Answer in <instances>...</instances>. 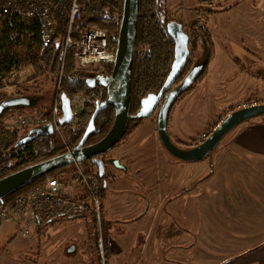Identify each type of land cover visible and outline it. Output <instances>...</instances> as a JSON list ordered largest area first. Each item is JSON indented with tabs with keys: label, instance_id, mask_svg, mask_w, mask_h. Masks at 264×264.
I'll list each match as a JSON object with an SVG mask.
<instances>
[{
	"label": "rangeland",
	"instance_id": "1",
	"mask_svg": "<svg viewBox=\"0 0 264 264\" xmlns=\"http://www.w3.org/2000/svg\"><path fill=\"white\" fill-rule=\"evenodd\" d=\"M166 1L170 7L171 19L185 24L190 23L194 19L196 16L195 9L200 2V0ZM230 6V9H219L208 20L207 27L215 44L214 57L211 60L212 63L210 62V70L208 68L207 72L210 79L204 82L202 87L197 86L199 87L197 91L186 94L176 104L169 122L172 140H175V138H181L187 142L198 138L204 140L213 131V129L208 130L214 127L218 116L229 109L230 106L234 105L238 109L245 105L249 106L247 102L249 103L250 101L248 100L251 99L264 102V80L259 77L260 81H254L249 75V72L258 73V69L264 70V0H232ZM19 74L22 84L27 87L25 92L32 93L36 84L28 83L27 80L34 76L33 69L26 68L20 71ZM212 84L215 85V89L208 93L207 88ZM254 87H257L261 93L256 92ZM54 89L55 83H52L48 77L39 79L37 91H34V94H36L31 99L36 100L35 97L44 98L42 104L36 107L40 112L51 111ZM81 102V96L74 101L75 104H81ZM32 109L29 107L26 111L30 112ZM152 117L144 118L136 130L124 136L112 150L103 155L102 160L107 167V177L105 178L107 188L102 197V207H113L117 204L119 197L124 194H127V198L129 197L128 203L130 205L136 204V199L140 198L139 195L144 198L146 195L145 191L146 193L152 192L159 184L164 183L166 171L162 162L169 159V157L178 159L163 146L158 136V131L156 132L155 130ZM258 117L261 120L264 115ZM258 117L246 120L235 126L207 157L197 162H191L189 165L193 168V173L185 175L186 171L184 170L183 172L182 162H179L173 168L174 175H178L179 178L176 181V186L188 185L187 189L197 186L200 179L194 181L191 185L189 183L195 175H198V171L201 172L202 177L207 174V176L216 179L211 165H214L215 159L220 156V149L230 137ZM28 129H20V136L24 137ZM141 141L145 142L150 157L146 180L143 179L145 172H135L138 169V159L140 158L138 146ZM241 155L243 153L239 154V156ZM115 161H118L120 166L115 165ZM82 164L85 171L94 170L93 164L85 162H82ZM76 167V164L68 165L57 170L56 174L62 176L64 180L70 181L71 174ZM182 172L183 174H180ZM240 172H242V169ZM206 185L208 184H202L195 188L190 195H183L182 198L179 195V201L182 203L188 202L185 205L190 207L200 206L199 201L206 196H210L214 191L213 187L217 186L218 183L213 182L208 186ZM124 190L127 193H122ZM242 191L244 194V189ZM193 202L195 205L192 204ZM238 204H240V201ZM228 209L229 205L224 203L219 209L214 207L211 209L213 219L216 222H220V224L228 223L231 218L243 222L246 220L245 212L226 213ZM236 210L240 211L241 209ZM194 214L198 213L194 212ZM102 215L104 220L103 232H105L107 226L105 212ZM166 215L165 206H163L158 211V220L165 218ZM127 217L121 219V221H127V224H132V218ZM170 219L174 223L176 220L179 223L181 222L180 218L171 217V214L169 221ZM130 229V226H128L129 232ZM223 230L227 231L229 228ZM94 231L91 215L83 218L59 219L58 222L42 231L43 233L38 237V242L37 235L32 239L23 237L12 224L8 225L0 234V264H120L117 259L115 260V257L102 256L98 253V249L94 244ZM195 232L196 229L190 233ZM201 245V243L196 245L190 251L196 255ZM73 246L74 250L70 253L69 249ZM136 246L139 248L141 245L136 244ZM233 250H242L241 254H244L247 248L246 245L230 247L229 245L211 244L210 242L207 244V249L203 252L222 255V252L228 251L231 253ZM225 255L218 258H215L214 255L208 260H201L199 257H192L191 255V258L185 257L184 264H225L231 258L230 255ZM144 260L139 259L138 255H131L130 259L125 261H127V264H136L139 261L144 262Z\"/></svg>",
	"mask_w": 264,
	"mask_h": 264
},
{
	"label": "trees",
	"instance_id": "2",
	"mask_svg": "<svg viewBox=\"0 0 264 264\" xmlns=\"http://www.w3.org/2000/svg\"><path fill=\"white\" fill-rule=\"evenodd\" d=\"M80 6V18L73 24L72 36L77 39L80 32L88 28L103 29L108 33L109 42L116 46L119 36L124 0H77ZM232 0H200L195 9L194 19L184 25V30L191 37V55L176 79L179 83L189 72L195 62L202 60L205 54V47L209 51V64L214 57L215 44L213 37L208 30L207 24L211 16L215 15L219 9H230ZM53 16L56 24V34L51 43L44 45L40 34V23L35 19H20L14 16H4L0 18V75L9 76L15 68L17 75L4 83L0 80V104L8 98L25 97L31 103L27 106H14L5 109L0 115V134H10L11 140L0 149V179L16 171L33 164L51 159L67 151V145L74 148L78 146L86 132L90 119L96 109V103L102 102L107 98V86L105 81L111 75L113 63L101 62L87 68H81L76 58V48L68 49L64 63V41L66 28L69 24V14L64 12L57 1L53 4ZM172 21L170 7L166 0H139V19L137 39L135 43L133 74H132V100L130 108V118L127 122L125 135L136 130L144 118L137 117L141 108V101L149 94H157L163 87L168 75L172 70L175 60V42L167 31L168 23ZM32 68L34 76L27 80L36 84L34 91H37V83L41 78H49L52 83H60V93L66 94L72 103L81 95L95 94V102L87 104L82 110L76 113V119L71 124L65 125L64 137L66 142L54 133L50 136H37L24 144L17 146L16 143L23 138L20 136L19 129L5 130L3 119L11 112L27 108H36L42 104L43 97H31L34 94L26 93L21 82L20 71ZM204 71L201 78L191 86L174 104L169 115L173 112L176 104L186 95L191 93L201 82L208 72ZM95 79L94 86H90L89 80ZM26 82V83H27ZM55 90V89H54ZM56 92V91H55ZM264 103V102H262ZM234 105L225 111H235ZM73 110L76 109L73 105ZM263 116V115H261ZM223 116L220 117V121ZM115 120V109L108 106L101 111L95 121V130L88 136L86 146L93 145L102 140L111 129ZM31 129V128H30ZM25 133L26 136L29 130ZM214 129V127H213ZM209 135V134H208ZM203 139H193L189 143L179 145L188 149L198 145ZM91 163V160L85 161ZM92 164V163H91ZM94 166V165H93ZM96 174L98 171H87V174ZM58 178L63 183L64 178L53 172L26 186L16 190L0 201V205L11 204L21 194L30 191L39 183L48 178ZM101 179L100 204L102 211V197L104 196L106 181ZM78 199H85L80 191H77ZM89 196L86 200L88 201ZM85 217V216H82ZM40 232L37 238L40 237ZM39 238L37 239V242ZM94 244L97 248V235L94 231ZM93 244V246H94ZM94 247V249H95ZM97 250V249H96Z\"/></svg>",
	"mask_w": 264,
	"mask_h": 264
},
{
	"label": "crops",
	"instance_id": "3",
	"mask_svg": "<svg viewBox=\"0 0 264 264\" xmlns=\"http://www.w3.org/2000/svg\"><path fill=\"white\" fill-rule=\"evenodd\" d=\"M263 73L264 70L258 69V73L249 72V75L252 80L260 81L259 77L264 79ZM209 79L208 73L207 77L197 86L202 87L203 83ZM196 87L192 92L198 90L199 87ZM214 89L215 85H209L207 92L210 93L209 91H214ZM254 90L261 93L258 89ZM248 101L250 102H247V105L262 103L255 99ZM227 114H229L228 111L222 112L218 116L217 122L214 123V127L220 122V117H225ZM152 118L157 132L156 119ZM210 129L213 127L208 131ZM169 133L172 139L170 127ZM175 140L173 139V142L177 146L191 142L181 138H175ZM138 152L140 158L138 159V169L135 172H145L143 179L146 180L150 157L144 141L139 143ZM242 153L243 155L239 156ZM179 162H182L183 172L186 171L185 175L194 172L189 164L197 161H182L169 157L162 162L166 171V179L155 190L149 189L152 192L148 193L145 191L144 198L139 195L140 198L136 199L134 205L128 203L129 197L127 198V194H124L119 197L117 204L113 207H102V213L105 212L107 223L106 231L104 230L106 255L111 258L115 257V260L117 259L120 264H127L125 260H129L131 255H138L139 259H145L144 262L139 261L136 264H184L185 257L191 258V255L199 257L201 260H208L214 255L215 258H218L224 254L231 257L225 264H264V117L261 120L258 117L251 121L230 137L220 149V156L215 159L214 165H211L216 179L207 176V174L202 177L201 172L198 171V175H195L189 183L191 185L200 179L197 186H192L193 188L190 189L186 188L188 185L176 186V181L179 178L178 175H174L173 168ZM241 169L242 172H240ZM213 182H217L218 185L213 187L214 191L210 196L199 201L200 206L197 205L200 207L199 209L196 206L185 205L188 202L179 201V195L181 198L183 195H190L195 188L202 184L210 185ZM242 189H244V194ZM122 193H127V191L124 190ZM239 201L240 204H238ZM223 203L229 205L226 213L245 212V223L232 218L228 223L216 222L212 217L211 209L214 207L219 209ZM192 204L195 205L194 202ZM163 206H165L167 215L158 220V211ZM239 208L241 210L237 211L236 209ZM194 212L198 214H194ZM169 213L171 217L180 218L181 222L176 220L174 223L172 219L169 221ZM126 217L132 218L133 223L127 224V221H121ZM51 225L46 226L43 230ZM12 226L15 228L14 225ZM128 226L131 228L130 232ZM226 228L229 230H223ZM195 229L196 232L191 234L190 232ZM210 242L230 247L246 245L247 250L244 254H241L242 250H233L231 253L225 251L222 252V255L203 252ZM200 243L202 245L195 255L190 249ZM136 244L141 246L138 248Z\"/></svg>",
	"mask_w": 264,
	"mask_h": 264
},
{
	"label": "water",
	"instance_id": "4",
	"mask_svg": "<svg viewBox=\"0 0 264 264\" xmlns=\"http://www.w3.org/2000/svg\"><path fill=\"white\" fill-rule=\"evenodd\" d=\"M138 19L139 0H124L122 21L117 40L116 59L113 63L112 73L105 81L107 98L102 102L96 103V109L80 144L61 155L25 167L1 178L0 201L27 184L77 162L91 160V163L98 171L99 178H104L106 164L100 156L112 150L121 141L125 135L126 125L130 118L133 61ZM167 31L175 42V60L172 65V70L159 93L149 94L141 101V108L136 116L150 118L156 113L158 136L167 151L180 160L200 161L207 157L223 137L235 126L246 120L264 115V103L244 106L229 112L216 125L213 131L194 147L184 149L177 146L171 139L169 133L170 112L177 100L201 78L209 65V51L205 47L204 59L195 62L184 78L176 84L177 77L187 64L191 55V37L185 32L184 25L178 21H170L167 25ZM95 82V79L88 81L91 87L94 86ZM30 103L31 101L25 97L8 98L0 104V115L9 107L20 105L28 106ZM108 106H112L115 109V120L111 129L102 140L93 145L86 146L88 136L95 130L96 118ZM61 109L63 114L59 120L60 124L66 125L73 123L76 119L73 103L66 94H61ZM54 133L55 128L52 123L34 127L16 145L20 146L37 136L46 137ZM115 165L120 166L118 161H115ZM73 250L74 246L69 249L70 252Z\"/></svg>",
	"mask_w": 264,
	"mask_h": 264
},
{
	"label": "built area",
	"instance_id": "5",
	"mask_svg": "<svg viewBox=\"0 0 264 264\" xmlns=\"http://www.w3.org/2000/svg\"><path fill=\"white\" fill-rule=\"evenodd\" d=\"M57 1L60 8L69 14V24L66 28L64 41V63L69 48H76V58L81 68H87L101 62L114 63L117 45L109 42L108 33L103 29L88 28L80 32L77 39L72 36L75 20L80 18L81 10L77 0H0V18L14 16L20 19H35L40 23L42 43L48 45L56 34V24L52 4ZM176 21L175 19H172ZM17 75L16 68L9 76L0 75L4 83L12 81ZM60 83L55 84L53 105L50 112L42 113L38 108L13 111L2 121L7 130L33 128L52 123L55 133L66 142L65 125L60 124L62 117ZM56 91V92H55ZM81 104L73 103L76 112L87 104L95 102V94L81 95ZM246 106V105H245ZM78 107V108H77ZM157 121L156 113L154 114ZM11 140L10 134H0V149ZM72 147L67 145V151ZM76 169L71 174L70 181L61 183L58 178H48L33 189L21 194L11 204L0 205V234L8 225H14L23 237L32 239L43 229L58 222L61 218L92 216L94 230L97 235V249L100 255H106L103 219L100 204V189L102 186L98 175L87 174L82 162H77ZM69 185V186H68ZM76 188V189H75ZM77 191L82 196L78 199Z\"/></svg>",
	"mask_w": 264,
	"mask_h": 264
},
{
	"label": "flooded vegetation",
	"instance_id": "6",
	"mask_svg": "<svg viewBox=\"0 0 264 264\" xmlns=\"http://www.w3.org/2000/svg\"><path fill=\"white\" fill-rule=\"evenodd\" d=\"M204 57H205V54H204ZM203 59H204V58H203ZM203 59H202V60H203ZM199 61H201V60H199ZM263 76H264V73H263ZM263 78H264V77H263ZM263 80H264V79H263ZM254 89H257V87H254ZM215 127H216V126H215ZM215 127H214V128H215ZM33 128H34V127H33ZM31 129H32V128H31ZM31 129H30V130H31ZM102 157H103V155L100 156L101 159H102ZM106 175H107V167H106ZM69 252H70V251H69Z\"/></svg>",
	"mask_w": 264,
	"mask_h": 264
}]
</instances>
